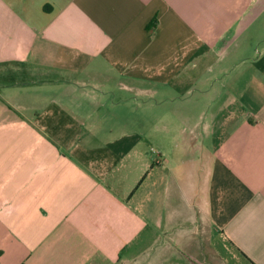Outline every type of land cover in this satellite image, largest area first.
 Instances as JSON below:
<instances>
[{
  "label": "crops",
  "instance_id": "0c3cea01",
  "mask_svg": "<svg viewBox=\"0 0 264 264\" xmlns=\"http://www.w3.org/2000/svg\"><path fill=\"white\" fill-rule=\"evenodd\" d=\"M0 264H264V0H0Z\"/></svg>",
  "mask_w": 264,
  "mask_h": 264
}]
</instances>
